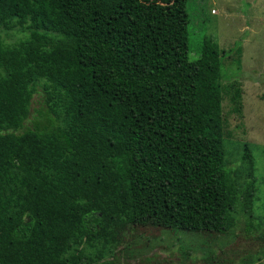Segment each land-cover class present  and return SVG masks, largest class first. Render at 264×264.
<instances>
[{"label": "trees", "instance_id": "1", "mask_svg": "<svg viewBox=\"0 0 264 264\" xmlns=\"http://www.w3.org/2000/svg\"><path fill=\"white\" fill-rule=\"evenodd\" d=\"M189 19L187 0H0V264H121L136 226L250 235L191 264L264 247L246 212L254 180L240 188L225 164L222 65L236 73L207 39L189 57ZM230 99L239 111L238 87Z\"/></svg>", "mask_w": 264, "mask_h": 264}, {"label": "rangeland", "instance_id": "2", "mask_svg": "<svg viewBox=\"0 0 264 264\" xmlns=\"http://www.w3.org/2000/svg\"><path fill=\"white\" fill-rule=\"evenodd\" d=\"M187 10L190 15L189 57H198V50L207 39L217 45L223 64L229 63L232 73H236V76L226 75L222 65V81H225L222 87L226 90H221V116L224 118V131L230 133L223 142L225 164L234 168L240 188L247 178L254 180V191L246 200V212L255 218V222L264 224V0H187ZM17 28L4 29L2 35L12 41L19 36ZM238 47L240 62L236 64ZM234 78L237 80L232 81ZM47 85H50L49 80ZM234 86L240 91L239 111L232 109L230 94ZM38 90L41 100L53 91L51 87ZM51 103L49 99L48 104ZM58 114L64 117L61 110ZM4 128L0 114V166L4 167L0 178V205L9 208L11 192ZM246 147L249 158L244 156ZM250 165L252 174L248 176ZM238 233L236 228L229 234L211 237L204 233H176L164 228L136 226L120 241V249L127 250L120 253V260L121 264H144V256L153 255L157 260H165L166 264H191L195 259L216 255L221 249L238 248L237 241L250 238L249 234L237 238ZM248 242L251 243L250 240ZM248 246L250 248V244ZM251 249L250 253L232 264H264V247L255 244ZM247 256L249 262H244Z\"/></svg>", "mask_w": 264, "mask_h": 264}]
</instances>
